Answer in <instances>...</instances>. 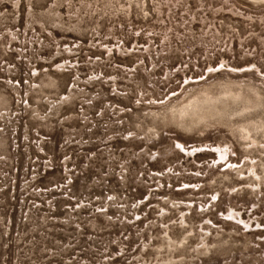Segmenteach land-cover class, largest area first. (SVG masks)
<instances>
[{
  "label": "rangeland",
  "instance_id": "374dc122",
  "mask_svg": "<svg viewBox=\"0 0 264 264\" xmlns=\"http://www.w3.org/2000/svg\"><path fill=\"white\" fill-rule=\"evenodd\" d=\"M0 264H264V0H0Z\"/></svg>",
  "mask_w": 264,
  "mask_h": 264
}]
</instances>
